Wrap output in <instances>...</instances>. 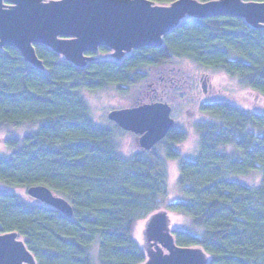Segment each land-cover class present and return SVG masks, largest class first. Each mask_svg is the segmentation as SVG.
I'll return each mask as SVG.
<instances>
[{
    "label": "trees",
    "instance_id": "obj_1",
    "mask_svg": "<svg viewBox=\"0 0 264 264\" xmlns=\"http://www.w3.org/2000/svg\"><path fill=\"white\" fill-rule=\"evenodd\" d=\"M36 50L43 70L16 48L0 47V131L33 127L6 138L0 183L47 185L72 203L74 214L0 190V233L17 231L39 264H92L96 240L99 264H143L138 223L167 208L190 219L189 227L172 230L177 244L203 248L208 264H264V111L208 101L201 111L210 120L194 124L195 157L177 149L187 132L175 126L151 150L125 156L117 141L124 131L98 125L84 94L107 85L126 91L143 78L144 67L185 58L264 96V26L225 15L187 18L163 47L133 50L123 59L107 57L110 49L101 47L105 56L92 53L85 66L43 45ZM168 160L178 162L182 194L166 204ZM255 169L262 170L258 186L231 178Z\"/></svg>",
    "mask_w": 264,
    "mask_h": 264
},
{
    "label": "water",
    "instance_id": "obj_2",
    "mask_svg": "<svg viewBox=\"0 0 264 264\" xmlns=\"http://www.w3.org/2000/svg\"><path fill=\"white\" fill-rule=\"evenodd\" d=\"M224 15L263 27L264 1L175 0L164 5L154 0H0V47L16 48L26 62L42 70L36 45L85 66L101 47L123 59L133 50L163 47L165 36L187 18ZM108 118L139 135L143 150H151L175 125L172 107L162 101L115 109ZM26 192L68 217L74 214L72 203L47 185H31ZM147 219L145 234L152 247L145 242L143 264H208L203 248L177 244L166 212L157 210ZM0 264L39 263L20 234L11 231L0 233Z\"/></svg>",
    "mask_w": 264,
    "mask_h": 264
},
{
    "label": "rangeland",
    "instance_id": "obj_3",
    "mask_svg": "<svg viewBox=\"0 0 264 264\" xmlns=\"http://www.w3.org/2000/svg\"><path fill=\"white\" fill-rule=\"evenodd\" d=\"M99 56L115 58L113 50ZM143 78L126 91H121L116 85H107L96 91H84L90 112L94 121L104 127L114 128L116 123L108 118L109 112L115 109L133 107L138 104L162 101L172 107V117L175 127L187 132L186 139L176 144L177 149L187 157H195L199 151V136L195 132L194 124L198 121L210 120V116L201 111V105L208 101L226 100L241 107L264 111V96L254 90L243 87L236 78L230 77L213 68L199 65L193 60L173 58L170 62L160 66H148L142 69ZM33 127L24 126L11 131H0V155H7L8 148L5 140L11 134H24ZM123 130V129H122ZM118 134L117 141L120 152L125 156L134 155L143 150L139 142V135L123 130ZM232 149V148H228ZM179 168L176 160H168V194L166 204L181 198L178 187ZM231 178L250 185L258 186L262 180V170L255 169L247 175H231ZM0 190L15 193L30 203H38L30 197L26 188L11 187L0 183ZM169 218V230L190 226V219L186 215L162 208ZM148 219L142 220L137 226V237L142 246L150 242L145 234ZM145 239V241H144ZM150 247H152L150 245ZM99 241L91 247L92 264L98 262Z\"/></svg>",
    "mask_w": 264,
    "mask_h": 264
}]
</instances>
